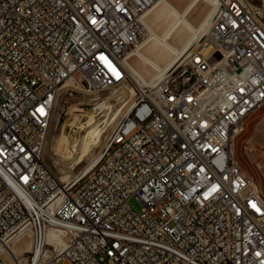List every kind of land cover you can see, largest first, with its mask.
<instances>
[{"label": "built area", "instance_id": "built-area-1", "mask_svg": "<svg viewBox=\"0 0 264 264\" xmlns=\"http://www.w3.org/2000/svg\"><path fill=\"white\" fill-rule=\"evenodd\" d=\"M158 1L0 0V247L28 239L25 264H264V195L233 153L264 105V14L222 0L141 83L129 63ZM65 87L92 92L96 114L101 91L133 93L98 160L64 181L45 148Z\"/></svg>", "mask_w": 264, "mask_h": 264}, {"label": "rangeland", "instance_id": "rangeland-1", "mask_svg": "<svg viewBox=\"0 0 264 264\" xmlns=\"http://www.w3.org/2000/svg\"><path fill=\"white\" fill-rule=\"evenodd\" d=\"M167 1L176 11L183 12L190 0ZM212 1L206 0L192 7L191 13L186 15L187 21L194 27H198L210 12ZM246 1L253 3L264 12V0ZM162 9V5L156 3L143 18V39L129 63L147 81L152 80L157 73H155L154 68L145 65L138 58V54L141 51L144 55L154 59L149 52V47L155 41V35H162L165 27L174 20V16L170 12H163ZM189 36L190 33H185L184 39ZM172 44L180 48L176 41L173 40ZM166 60L158 62V64L164 66ZM140 82L142 83V81ZM130 94V89L121 87L101 91L99 96L108 100L106 102L107 108L100 114H96L97 111L94 109L99 105V102L95 101L92 92L78 93L71 97L66 87L60 91L53 109L45 158L61 180L65 181L69 177H76L93 165L111 133L114 124H111V121L120 114L121 102L119 98L129 97ZM74 129L77 130V133L74 132ZM90 138H92L94 146L88 148L85 141ZM75 145L76 147H74ZM233 153L249 176L251 183L264 195V105L244 123L243 131L234 140ZM130 204L137 211H141L143 208L140 200L135 197L130 199ZM24 244H29L28 239H22L12 245L20 247ZM13 250L16 251L17 249L14 248ZM29 256L30 253H25L21 258L25 263L26 261L28 263ZM0 260L3 264L5 262L13 264L8 255L0 254ZM56 264H68V262L60 261Z\"/></svg>", "mask_w": 264, "mask_h": 264}, {"label": "bare ground", "instance_id": "bare-ground-1", "mask_svg": "<svg viewBox=\"0 0 264 264\" xmlns=\"http://www.w3.org/2000/svg\"><path fill=\"white\" fill-rule=\"evenodd\" d=\"M190 1L186 5L183 12L176 11L175 8L167 0H159L157 2L158 5H162L163 12H166V11L170 12L174 16V20L171 22L169 26L165 27L162 35L160 36L155 35V41L152 42V44L149 47V52L153 55L154 59H151L149 56L144 55L141 51L139 52V54L137 53L138 58H140L144 62L145 65H149L155 69V73H157V71H160L162 73L168 71L169 68L175 63V61L179 57H181L184 53H186L195 44L199 36L202 33H205L208 31L209 18L211 17L215 9V6L219 2H222V0H213L210 3L212 8L210 9V12L207 14V16H205L206 17L204 18L205 20L202 21V23L198 27H194L187 21L186 15L191 13L192 7H195L200 2H204L206 0H202V1L192 0L191 2ZM257 10L259 11V13L264 14L261 8H257ZM185 33H190V36L186 39H184ZM173 40L176 41V43L178 44L180 48L172 44ZM163 60H166L164 63V66H161L160 64H158V62H161ZM130 67H131L132 75L135 78L142 81V83L143 82L150 83L154 81L156 77L158 76V73H157L156 76L152 80L147 81L144 78H142L138 70H136L132 65H130ZM100 106L107 108L106 103H102ZM119 115L115 119H113L111 122L114 123L118 119ZM74 132L77 133V130L74 129ZM85 144L88 148H91L94 146L92 138L86 140ZM74 147H76V145ZM99 156H100V153L97 159L95 160V162L98 160ZM85 171H82L80 174H83ZM12 247L13 249L16 248L17 250L14 251L13 249H11ZM30 251H31L30 244H24L20 247H15L7 242L6 244H3L2 247H0V254H4V256L8 255L10 259L12 260L13 264H25V262L22 260L21 257L24 256L25 253H29ZM5 264H9V263L5 262ZM34 264H36V259L34 261Z\"/></svg>", "mask_w": 264, "mask_h": 264}]
</instances>
